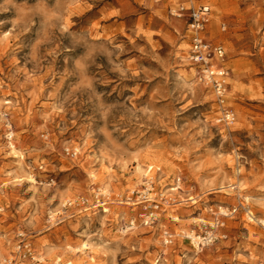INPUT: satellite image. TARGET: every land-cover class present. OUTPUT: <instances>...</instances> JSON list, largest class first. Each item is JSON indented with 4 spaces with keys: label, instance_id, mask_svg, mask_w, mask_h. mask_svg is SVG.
I'll return each mask as SVG.
<instances>
[{
    "label": "rangeland",
    "instance_id": "374dc122",
    "mask_svg": "<svg viewBox=\"0 0 264 264\" xmlns=\"http://www.w3.org/2000/svg\"><path fill=\"white\" fill-rule=\"evenodd\" d=\"M191 2L211 6L205 37L226 50L230 126L171 13ZM148 178L167 202L151 227ZM94 188L108 212L78 200ZM220 207L236 209L223 236L196 248L186 235ZM2 259L264 264V0H0Z\"/></svg>",
    "mask_w": 264,
    "mask_h": 264
},
{
    "label": "built area",
    "instance_id": "2783aa9c",
    "mask_svg": "<svg viewBox=\"0 0 264 264\" xmlns=\"http://www.w3.org/2000/svg\"><path fill=\"white\" fill-rule=\"evenodd\" d=\"M171 13L174 16L185 17L188 20L187 32L190 34L191 42L189 48V60L196 69L197 79L199 82L209 87L216 97V103L218 105V117L217 122L225 126H230L236 121V113L228 104L229 94V79L230 69L225 65L226 50L224 45L220 42H213L205 37L204 32L207 29L208 24L213 17L212 8L209 5L196 6L192 2L187 7L185 4H180L179 7L171 9ZM222 29H226V25H222ZM14 133L10 132L7 136L9 140H12ZM177 187L181 185V179L176 180ZM154 181L148 178L142 191L140 192L139 199L144 205L138 214L140 224L152 226L160 219V212L165 210V202L154 195ZM163 196V195H162ZM78 200L85 205L86 209L92 206L106 207L107 196L101 191L100 188H94L92 202L89 197L79 196ZM73 201H68L65 205H72ZM236 209H226L220 207L215 213L214 219L211 222L206 221L204 218H199V223L202 232L197 233L196 230L191 231V234L195 235L193 239L189 235L186 238L195 245L196 248H203L214 241L220 236L218 233L221 227H224V218L233 215ZM135 221V222H134ZM137 225L138 219L134 217L130 219L129 227L132 229ZM24 233L20 232L19 236H23ZM179 236L178 233H174L169 230L163 232L164 242L166 245L173 244ZM28 247L27 244H23ZM22 245L19 246L21 249ZM12 261L2 259L0 264H10Z\"/></svg>",
    "mask_w": 264,
    "mask_h": 264
},
{
    "label": "bare ground",
    "instance_id": "6f19581e",
    "mask_svg": "<svg viewBox=\"0 0 264 264\" xmlns=\"http://www.w3.org/2000/svg\"><path fill=\"white\" fill-rule=\"evenodd\" d=\"M11 146H12V148H13V150L14 151H16V146L14 145V144H11ZM193 199V198H192ZM104 212H108L109 211V208L108 207H104L103 209H102ZM130 222V221H129ZM135 222V221H134ZM134 225H136L135 223H134ZM190 234V235H189ZM188 235L190 236V237H192L194 240L195 239H197V238H195V235L194 234H191V233H189Z\"/></svg>",
    "mask_w": 264,
    "mask_h": 264
}]
</instances>
